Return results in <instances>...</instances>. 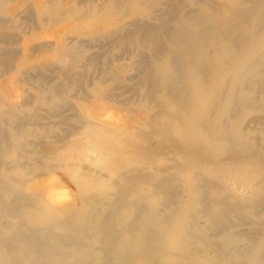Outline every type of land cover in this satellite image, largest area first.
<instances>
[{
  "label": "bare ground",
  "instance_id": "6f19581e",
  "mask_svg": "<svg viewBox=\"0 0 264 264\" xmlns=\"http://www.w3.org/2000/svg\"><path fill=\"white\" fill-rule=\"evenodd\" d=\"M0 264H264V0H0Z\"/></svg>",
  "mask_w": 264,
  "mask_h": 264
}]
</instances>
